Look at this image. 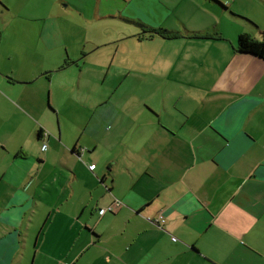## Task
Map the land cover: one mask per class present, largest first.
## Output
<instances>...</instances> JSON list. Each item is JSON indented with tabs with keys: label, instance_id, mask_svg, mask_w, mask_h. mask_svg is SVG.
Segmentation results:
<instances>
[{
	"label": "crops",
	"instance_id": "0c3cea01",
	"mask_svg": "<svg viewBox=\"0 0 264 264\" xmlns=\"http://www.w3.org/2000/svg\"><path fill=\"white\" fill-rule=\"evenodd\" d=\"M227 1L0 0V264H264V0ZM127 37L207 46V82L95 91Z\"/></svg>",
	"mask_w": 264,
	"mask_h": 264
},
{
	"label": "rangeland",
	"instance_id": "374dc122",
	"mask_svg": "<svg viewBox=\"0 0 264 264\" xmlns=\"http://www.w3.org/2000/svg\"><path fill=\"white\" fill-rule=\"evenodd\" d=\"M223 4L230 7V2L227 0H221ZM234 23V22H232ZM236 24V23H235ZM231 27H228L230 30ZM227 31V27H224ZM186 42L179 44V42L175 44H167V45H160L159 43H145V44H138L132 38H126L120 40L118 44H120V48L117 52V76H114L113 79L118 81H123V83L119 82L112 83V78L107 77V80H102L98 84L93 85L95 91L103 92V95L110 94L111 91H118L119 96H125V94L129 91H150L156 92L159 91L160 88L169 90H177V91H189L191 85H194L195 82L197 86L201 88L208 80L209 68L206 66V60L210 58L211 52L209 51L208 47H204L201 44L198 45H188L190 41H182ZM153 44L155 46H153ZM145 57L149 56L159 60L160 58H168L173 60L172 66L164 68L163 71L159 72L160 67H151L150 73H139L128 80L127 72L130 68V60L139 58L143 60ZM140 65L141 62H136ZM133 65V63H131ZM134 66V65H133ZM136 69V68H135ZM70 83L72 80L67 76ZM147 80V83H142V81ZM199 82V83H198ZM72 84V83H71ZM69 85V88L64 91V95L70 92V96H73L75 89H73ZM60 85V77H56L54 82L52 83V91L53 94L56 90L59 89ZM73 85V84H72ZM88 84H85V87L81 89V91L85 90H92L91 88H86ZM52 93V92H51ZM47 97L50 95V92L46 93ZM50 99V98H49ZM61 105L66 108H74L76 103L74 100L66 99H57ZM50 103L52 105L51 99ZM53 106V105H52ZM76 108H79L76 105ZM31 260H27V264L32 263Z\"/></svg>",
	"mask_w": 264,
	"mask_h": 264
},
{
	"label": "trees",
	"instance_id": "16d2710c",
	"mask_svg": "<svg viewBox=\"0 0 264 264\" xmlns=\"http://www.w3.org/2000/svg\"><path fill=\"white\" fill-rule=\"evenodd\" d=\"M145 33H149L150 35L157 34V35H161L163 37H169V38L184 36L178 31L174 32V31L167 30L164 28H159V29L153 28V29H148V30L144 29L142 34H145ZM216 35H217L216 33L215 34L205 33L202 36L203 37H214V36L216 37ZM237 50L241 53L254 54V55H257V56L264 58V40L259 41V40H256L249 33H241L239 35V39H238ZM113 201L111 203H113Z\"/></svg>",
	"mask_w": 264,
	"mask_h": 264
},
{
	"label": "built area",
	"instance_id": "2783aa9c",
	"mask_svg": "<svg viewBox=\"0 0 264 264\" xmlns=\"http://www.w3.org/2000/svg\"><path fill=\"white\" fill-rule=\"evenodd\" d=\"M49 135H50V132L48 130H43V133H42V136L43 137L46 138ZM42 150L43 151L47 150V144L46 143L43 144ZM95 167H96V164L95 163L89 165L90 170H94ZM122 204H123V202L120 199L115 198V200L113 201V203L109 204L108 206H105V207L101 208L99 210V214L100 215H103L106 212H114ZM150 221H152L156 226L162 227V224L165 222V218L162 215H159L156 218H153V219L150 218Z\"/></svg>",
	"mask_w": 264,
	"mask_h": 264
}]
</instances>
